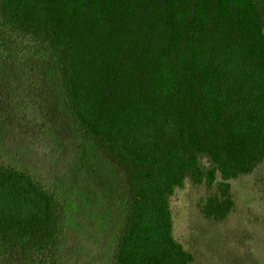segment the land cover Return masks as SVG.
I'll use <instances>...</instances> for the list:
<instances>
[{
	"label": "trees",
	"instance_id": "1",
	"mask_svg": "<svg viewBox=\"0 0 264 264\" xmlns=\"http://www.w3.org/2000/svg\"><path fill=\"white\" fill-rule=\"evenodd\" d=\"M0 61L50 63L81 136L126 177L112 264H192L170 199L234 211L230 181L264 160V0H0ZM57 188L0 153V264H60Z\"/></svg>",
	"mask_w": 264,
	"mask_h": 264
},
{
	"label": "rangeland",
	"instance_id": "2",
	"mask_svg": "<svg viewBox=\"0 0 264 264\" xmlns=\"http://www.w3.org/2000/svg\"><path fill=\"white\" fill-rule=\"evenodd\" d=\"M0 153L8 166L57 188L60 264H112L127 199L124 173L72 123L50 63L25 70L0 61ZM235 208L203 218L210 191L186 180L170 199L173 237L192 264H264V160L230 181Z\"/></svg>",
	"mask_w": 264,
	"mask_h": 264
}]
</instances>
